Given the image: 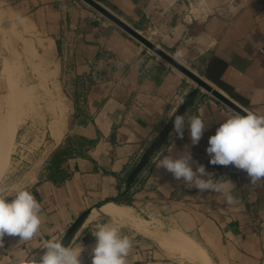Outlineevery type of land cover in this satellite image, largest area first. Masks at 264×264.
Instances as JSON below:
<instances>
[{
  "label": "crops",
  "instance_id": "1",
  "mask_svg": "<svg viewBox=\"0 0 264 264\" xmlns=\"http://www.w3.org/2000/svg\"><path fill=\"white\" fill-rule=\"evenodd\" d=\"M97 1L173 57L177 49L185 50L181 63L245 110L264 115V0ZM179 5L181 23L163 35L154 21ZM0 11L57 52L60 83L70 101L61 141L44 144L23 178V188L41 204L40 231L31 241L5 236L0 264H27L31 255L38 259L45 239L76 243L74 249L83 248L82 264H92L96 225L90 220L76 233L72 229L91 209L123 202L129 189L132 213L190 237L215 264H264V180L253 184L232 165H211L206 152L209 137L234 111L200 89L185 106L197 86L80 0H0ZM207 51L208 63L198 68L195 60ZM174 115H184L186 123L192 116L202 118L207 129L197 145L187 127L183 139L175 136ZM65 149L70 151L62 164L65 178L55 182L48 178L49 165L54 153ZM189 151L205 166L206 178L227 183L234 203L223 193L201 194L157 170L163 156ZM131 231L127 264H182Z\"/></svg>",
  "mask_w": 264,
  "mask_h": 264
},
{
  "label": "rangeland",
  "instance_id": "2",
  "mask_svg": "<svg viewBox=\"0 0 264 264\" xmlns=\"http://www.w3.org/2000/svg\"><path fill=\"white\" fill-rule=\"evenodd\" d=\"M33 34L30 27L24 24L20 26L15 21L8 20L0 11V193L10 195L23 189L27 183L23 178L34 167L35 154L39 153L44 144L49 146L52 142L50 128L56 118L55 104L65 101L67 107L70 106L66 89L60 83L57 52ZM53 70L58 72L57 78L53 77ZM38 168L37 166L32 172ZM92 210L83 216V221L75 233L90 220L96 226L99 223H107L118 226L122 234L127 236H131L134 233L131 230L136 229L153 240L165 255L175 262L204 264L202 260H195L194 257L193 260L188 252L179 250L177 241L182 239L188 240L202 254L204 251L201 249H204L211 259L205 248L178 230L165 228L154 222L139 230L125 220L101 221L96 218L99 215L90 217ZM132 214L140 218L134 212ZM91 237L92 242H96L92 233ZM69 241L70 238H67L65 244ZM75 245L76 243L67 246L74 248ZM89 251L90 248H87L84 252Z\"/></svg>",
  "mask_w": 264,
  "mask_h": 264
},
{
  "label": "clouds",
  "instance_id": "3",
  "mask_svg": "<svg viewBox=\"0 0 264 264\" xmlns=\"http://www.w3.org/2000/svg\"><path fill=\"white\" fill-rule=\"evenodd\" d=\"M173 55L181 62L186 52L177 49ZM186 127L192 145H197L207 129L205 122L199 116H192L186 123L184 115H174L173 133L177 138L183 139ZM206 152L211 165H232L246 172L253 184L264 180V115L251 110L243 114L234 112L209 137ZM160 169L201 194L210 191L223 193L228 204L235 202L227 183L206 178L209 173L205 166L193 160L190 151L176 158L163 156L157 170ZM40 214L41 204L27 188L17 190L14 195L0 193V245L4 243L5 236L19 237L23 241L33 240L41 228ZM92 235L96 238L92 247V264H127L126 258L133 241L123 235L118 226L97 224ZM40 248L44 250L43 254L38 259L31 255L27 264H82L80 255L83 248L65 246L57 239L43 240Z\"/></svg>",
  "mask_w": 264,
  "mask_h": 264
},
{
  "label": "water",
  "instance_id": "4",
  "mask_svg": "<svg viewBox=\"0 0 264 264\" xmlns=\"http://www.w3.org/2000/svg\"><path fill=\"white\" fill-rule=\"evenodd\" d=\"M81 1L84 2L86 5H88L89 7H91L93 10H95L101 16L112 22L115 26L120 28L131 38L139 42L142 45L143 49H148L149 51L154 53L156 56H158L166 63H168L170 66L175 68L178 72H180L182 75H184L186 78H188L197 86V88L194 89L192 93L186 96L184 100L185 106H191L194 103L195 97L200 89L211 94L214 98L219 100L221 103H223L225 106H227L229 109H231L234 112H241V114H243V112L246 111L244 108L239 106L228 96H226L225 94H223L222 92L211 86L191 68L187 67L181 62H178L176 59H174V57L171 54H169L160 46L155 44L153 41H151L141 32H139L138 30L127 24L125 21L119 18L116 14H114L112 11H110L100 2H98L97 0H81ZM187 1L190 2L191 5L197 4V0H187ZM183 8H184L183 5H179L177 9L170 11L164 18L156 19L154 21L155 28L163 35H166L172 29L178 27L182 21V16L180 15V13L183 11ZM210 57H211V52L207 51L206 53L202 54L195 60V65L198 68H203L208 63ZM83 216H81L79 220L76 222L72 231H75L78 228V226L81 224V222L83 221L82 219ZM67 238H69V236H67Z\"/></svg>",
  "mask_w": 264,
  "mask_h": 264
},
{
  "label": "bare ground",
  "instance_id": "5",
  "mask_svg": "<svg viewBox=\"0 0 264 264\" xmlns=\"http://www.w3.org/2000/svg\"><path fill=\"white\" fill-rule=\"evenodd\" d=\"M55 66H57V65H55ZM57 73H58L57 71L53 72L52 75L54 78H57ZM62 98H63V96H62ZM68 112H69V108L65 104V101H61L60 103L55 104L54 114L56 115V118L51 124V128H50L51 134L50 135H52L53 139L57 143H59L61 141V139L65 133V125H66V121L68 119ZM97 215H106L107 217H110L114 221H118V220L128 221L139 230L142 229L143 227H146L149 224V222L146 221L145 219L134 217V215L132 214V208L127 207V206L117 205L113 202H107V203H104L100 206H97L95 209L92 210L90 217H96ZM169 242H171V241H169ZM177 242H178L177 245L180 248L179 250L182 251L183 253L188 252L191 255L192 259L194 257L195 260L196 259H198V261L202 260V262H204V264H215L208 257V255L204 249H201L202 251H204V254H202L201 252L197 251L196 248L194 247V245L192 243H190L188 240L182 239L181 241H177ZM75 249H80V248H75ZM81 256H82V252H81L80 258H81ZM199 263L201 264V262H199Z\"/></svg>",
  "mask_w": 264,
  "mask_h": 264
},
{
  "label": "trees",
  "instance_id": "6",
  "mask_svg": "<svg viewBox=\"0 0 264 264\" xmlns=\"http://www.w3.org/2000/svg\"><path fill=\"white\" fill-rule=\"evenodd\" d=\"M70 151L59 150L56 151L51 159V163L49 165V179L60 182L64 181V174L62 172V164L65 162L67 156L69 155ZM133 191L131 189L125 195L123 202H116L117 205H125V206H132V196Z\"/></svg>",
  "mask_w": 264,
  "mask_h": 264
}]
</instances>
